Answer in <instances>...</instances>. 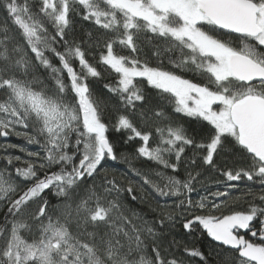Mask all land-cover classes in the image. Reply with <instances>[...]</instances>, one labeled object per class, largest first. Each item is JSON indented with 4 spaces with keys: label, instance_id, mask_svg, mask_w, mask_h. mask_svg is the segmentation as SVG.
I'll return each mask as SVG.
<instances>
[{
    "label": "snow or ice",
    "instance_id": "1",
    "mask_svg": "<svg viewBox=\"0 0 264 264\" xmlns=\"http://www.w3.org/2000/svg\"><path fill=\"white\" fill-rule=\"evenodd\" d=\"M0 7L7 14L0 137L39 148L2 146L28 159L0 157V264H186L185 256L264 264V0H0ZM96 79L111 81L108 98L94 92ZM167 105L206 122L203 135L173 121ZM110 132L140 144L118 155ZM117 160L137 180L118 178L107 166ZM205 170L221 177L215 191L199 179ZM196 184L208 194L194 201ZM178 217L188 235L199 229L215 247L177 239Z\"/></svg>",
    "mask_w": 264,
    "mask_h": 264
},
{
    "label": "trees",
    "instance_id": "2",
    "mask_svg": "<svg viewBox=\"0 0 264 264\" xmlns=\"http://www.w3.org/2000/svg\"><path fill=\"white\" fill-rule=\"evenodd\" d=\"M7 19V14L3 11L2 7H0V22L4 21ZM85 29L89 27V25H84ZM55 62V61H54ZM167 63V61H165ZM187 78L196 80L199 82V78L196 73L194 72H183ZM111 82L109 79H96L91 81L92 88L94 92L98 96H103L105 98H108V93L106 89L104 88V85ZM146 91L153 97L157 95L155 90H152L150 87L147 85H144ZM166 112L168 115L171 117V119L175 122H178L180 124H183L189 131V134L191 135H203L204 131L207 128L206 122H199L195 118H189L185 117L183 114H175L173 112L172 106L167 105L165 107ZM110 138L115 140L117 142V153L118 155L121 153L128 154V153H134L135 148L139 146L140 141H131L128 143H125L124 141L126 140V136L124 133H116V132H110ZM9 144H15V145H20L22 147H26L29 151H37V148L32 145H28L26 141L17 138L16 136H9L7 138L5 137H0V157L6 156V155H13V156H21L22 161L27 160L28 157L26 153H22L19 148H7L5 150L4 145H9ZM191 153L189 152V155ZM41 155H43L41 153ZM6 163L4 160L0 159V169L5 168ZM17 167L23 166V163H18L16 165ZM114 174L117 175L119 178L121 174H124L126 178H131L133 180H137V177L135 176L134 173H131L128 169V165L120 160L117 161H111L109 165ZM134 166L138 168H144V169H151V168H156V165L154 163H149L145 160H136L134 161ZM8 172L12 173V177L14 180H16L17 183H21L22 181L19 180L16 177V174L13 170L12 166H7ZM169 175H172L173 173L171 170H169ZM179 176L181 179L185 178V172L183 167L179 170ZM204 182V185L206 188L211 189L212 191L216 190L217 185L214 184V180L216 179H221V177L216 176L212 171L210 170H205V175L199 178ZM139 182V181H137ZM196 191L191 194L192 199L194 201L198 200L200 196L207 195L208 193L205 191V188L201 187L200 184H196ZM238 187L243 190L246 188H251L253 191H259V185L254 184L253 182H240L238 183ZM135 195H142V193L136 192L134 193ZM127 203L132 205L133 207L137 209H145L146 210V205L140 204L139 201H133L128 193L123 194ZM232 195H239V192L234 191ZM48 198L52 199V202L55 203L56 200L52 196V193L47 194ZM151 203L155 205L157 203L156 200L151 199ZM159 203L164 204L167 203L169 205H172L174 203V200H169L168 198H160ZM246 207V205H241L238 210H243V208ZM199 214V213H197ZM3 216V211H0V217ZM151 218V216L149 217ZM182 219L179 217L177 218L176 224H175V231L173 235L176 236L177 239H182L185 242L189 244V246H195V247H200L204 250H211V248L215 247V244L211 242V240L205 235H201L199 233V229H197L196 232H193L191 235H188L187 231L182 228ZM245 234L246 238H248L247 233H242ZM226 251V250H225ZM186 264H199L198 259H189L187 256L184 257Z\"/></svg>",
    "mask_w": 264,
    "mask_h": 264
},
{
    "label": "rangeland",
    "instance_id": "3",
    "mask_svg": "<svg viewBox=\"0 0 264 264\" xmlns=\"http://www.w3.org/2000/svg\"><path fill=\"white\" fill-rule=\"evenodd\" d=\"M17 138H19V139H22V138H20V137H17ZM23 140V139H22ZM32 146H34V145H32ZM36 148H37V151H39V148H38V146H35ZM43 154V153H42Z\"/></svg>",
    "mask_w": 264,
    "mask_h": 264
},
{
    "label": "water",
    "instance_id": "4",
    "mask_svg": "<svg viewBox=\"0 0 264 264\" xmlns=\"http://www.w3.org/2000/svg\"><path fill=\"white\" fill-rule=\"evenodd\" d=\"M209 238V237H208ZM210 239V238H209Z\"/></svg>",
    "mask_w": 264,
    "mask_h": 264
}]
</instances>
